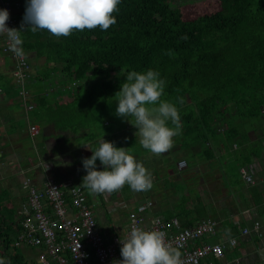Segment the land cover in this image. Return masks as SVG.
<instances>
[{"label": "trees", "instance_id": "trees-1", "mask_svg": "<svg viewBox=\"0 0 264 264\" xmlns=\"http://www.w3.org/2000/svg\"><path fill=\"white\" fill-rule=\"evenodd\" d=\"M19 1L17 29L26 8V0ZM205 1L215 8L200 10L199 3ZM118 8L113 14L117 23L107 31L85 29L59 38L47 30L22 32L27 59L42 57L48 65L43 79L57 75L61 86L57 92L70 97L53 105L47 104V96L38 98L35 119L46 116L56 127L70 129L63 134L69 141L81 137V143L92 145L68 148L69 153L64 151L55 159L60 151L41 141L45 137L40 130L37 158L65 163L64 177L72 176L75 182L87 173L82 161L74 158H90V150L102 138L116 147L130 148V154L142 161L141 152L150 151L140 148L136 154L132 147L139 139L130 128L124 132L128 120L115 114L114 96L129 71L152 69L165 80L162 99L176 105L182 123L181 134L174 137L178 143H174L180 150H189L191 159H212L213 148L245 142L249 138L246 125L263 129L264 0H199L177 6L169 0H121ZM5 86L15 87L8 80ZM96 164L98 170L103 169L99 160ZM76 165L83 167V174L74 169ZM119 193L138 198L128 185ZM196 207L191 210L181 204L176 215L185 220L183 224H191L196 218L192 213L203 211ZM2 208L0 198V257L21 229L20 216L16 214L15 219L13 210L2 212Z\"/></svg>", "mask_w": 264, "mask_h": 264}, {"label": "crops", "instance_id": "crops-1", "mask_svg": "<svg viewBox=\"0 0 264 264\" xmlns=\"http://www.w3.org/2000/svg\"><path fill=\"white\" fill-rule=\"evenodd\" d=\"M1 43L0 41L2 46ZM30 63L31 72L25 85L30 92V100L34 102L35 106L33 110L26 111L18 97L19 88L17 89L18 85L12 76L13 61L9 55L0 50V80L3 81L4 77H7L9 83L15 86L14 88H7L2 82L3 86L0 87V134H3V137L0 138V196H4L1 199L2 206L9 208L15 206V214L26 200V193L21 187V181L25 175L30 176L32 183L38 188L43 186L47 174L55 180L72 178V176L64 177L67 175L64 169L65 163L61 161L55 163L51 160L52 158H42L50 164L49 169L45 171L39 166L38 158L33 159L29 154H24V142L32 141L35 145L36 141H40V134H38L40 130L42 136L45 137L44 142L51 148L56 146V143L64 136L63 134L70 131L57 129L58 127L52 121L45 118L46 116L39 118L41 124L35 119L33 111L37 110L38 98L47 96V104L53 105L56 101H70V97L67 94L57 92L61 88L57 75L54 74L55 82L51 85L48 82L51 76H48V79H46L47 77L43 79V76L47 75L46 68L48 65L45 64L42 57L30 58ZM12 108L17 112L20 110L21 115H17ZM40 112L41 110L38 109L37 113L40 114ZM29 124L37 125L38 132L36 134L31 135ZM258 130V133H255L254 130H248L249 142L238 141L232 143L227 149L213 148L212 159L205 160L198 156L189 159L180 154L174 155V152L180 149L179 145L174 143V146L166 153L155 155L149 152L150 158H153L154 161L144 158L142 160V164L150 168L152 179H155L152 189L142 193L144 199L151 198L154 202L151 214L160 215L166 219L173 216L177 217L183 226L193 225L198 220L207 217L217 220L216 235L205 236L201 242L213 243L236 238V244L228 245L222 258L230 264H256L264 258V237H259L253 231L245 235L240 233L242 228H250L254 221H259L264 227V148L261 145L264 124L263 129L260 130L259 128ZM253 140H256L257 145L251 143ZM78 148L79 146L77 148L73 146L71 149L77 150ZM58 150L60 152L53 156L55 159H60L64 151H67L66 154L69 153L68 147H61ZM35 151L36 149L33 150L34 154ZM243 152L246 156L236 168L239 176L237 173L235 174L237 175L235 182L226 181L222 176L225 174L222 165L231 160H236L238 164L237 159ZM181 159L186 161V166L183 168L178 167V161ZM215 159H222L217 167L214 165ZM241 168L249 172L253 181L249 182L242 176ZM74 169L78 172L84 171L83 167L79 165L74 166ZM180 172H182L183 177L178 178ZM164 174H167L168 177H164ZM178 180L184 182L186 188H193L194 193L185 191L184 187L180 188V192L173 188L172 181L178 182ZM155 184L157 187L154 186ZM199 194L201 197L198 196ZM137 200L140 199L133 196L127 204L132 205ZM184 200L187 202L182 203ZM181 204H184L187 209L191 208V210H194L193 207L195 206H201L199 208H203V211L196 214L192 213L196 216L191 220L194 222L185 225L182 223L185 220L176 215V212L180 211L179 205ZM111 207L108 204L101 205L99 207L101 210H98L96 214L99 228L108 238L114 234H122L125 228V224L117 226L114 224L115 221H108L106 217L108 211L117 208H113V204ZM211 240L213 242H210ZM4 255L10 256L17 263L22 264H41V258L48 256L42 247L26 244L13 246L12 243ZM236 259H238L237 262Z\"/></svg>", "mask_w": 264, "mask_h": 264}, {"label": "clouds", "instance_id": "clouds-1", "mask_svg": "<svg viewBox=\"0 0 264 264\" xmlns=\"http://www.w3.org/2000/svg\"><path fill=\"white\" fill-rule=\"evenodd\" d=\"M121 0H26L21 28H9L10 14L0 9V35L9 41V50L18 59H26L23 31L47 30L51 35L68 37L74 31L99 28L107 31L117 23ZM165 80L158 71H129L121 88L115 93V114L125 118L138 131L139 144L155 155L166 153L174 146V137L181 134L182 123L176 105L162 99ZM182 103V100L180 101ZM130 148L116 147L114 142L101 139L90 158H83L86 175L80 186L91 194L114 193L128 185L135 192L153 187L152 174L135 157ZM97 160L103 170L97 169ZM122 259L115 264H182L180 251L166 242V233L132 226L127 237L118 241ZM0 264H10L0 258Z\"/></svg>", "mask_w": 264, "mask_h": 264}, {"label": "built area", "instance_id": "built-area-1", "mask_svg": "<svg viewBox=\"0 0 264 264\" xmlns=\"http://www.w3.org/2000/svg\"><path fill=\"white\" fill-rule=\"evenodd\" d=\"M20 8L19 0H0V9H7L10 14L7 21L9 28H17L16 14ZM0 39L2 51L13 61L12 76L19 88L18 97L25 110L30 111L33 109L34 102L30 100V92L25 85L31 72L29 60L27 57L18 59L9 50L6 34L0 35ZM29 132L31 135L36 134L37 125L29 124ZM261 145L264 148V134ZM38 164L45 171L50 166L40 157H38ZM185 166L184 159L178 161L179 168ZM241 174L247 181H253L246 169L241 168ZM80 185L72 178L55 180L48 174L45 175L41 188L36 187L28 175H25L21 181L26 200L17 211L21 229L17 235L16 244L42 247L48 256L41 258V264H115V261L122 259L120 254L122 245L118 241L120 238L127 237L132 226L166 233V242L180 251L182 264H230L222 258L225 248L236 244V238L213 243L201 242L205 236L216 235L217 220L207 217L193 225L183 226L177 217L166 219L160 215L151 214L154 206L151 198L137 200L134 204H129L130 206L124 201L115 202L113 208L119 207L120 204L127 205L129 208L123 233L114 234L108 238L99 228L86 190ZM250 231L259 237H264V227L259 221H254L250 228H242L240 233L245 235ZM256 264H264V258Z\"/></svg>", "mask_w": 264, "mask_h": 264}, {"label": "rangeland", "instance_id": "rangeland-1", "mask_svg": "<svg viewBox=\"0 0 264 264\" xmlns=\"http://www.w3.org/2000/svg\"><path fill=\"white\" fill-rule=\"evenodd\" d=\"M194 1H199V0H169V3L172 5V6H177V5H182V4H185V3H188V2H194ZM209 1H205V2H200L199 3V8H200V10H202V11H204V10H206V9H214L215 8V6L214 5H212V3H208ZM210 4H211V6H210ZM29 63H30V60H29ZM30 65H31V63H30ZM46 70H48L47 68H46ZM50 77V76H49ZM7 77H4V80L2 81V80H0V87L1 86H5V83L7 82V81H5V80H8V79H6ZM2 82H3V85H2ZM48 82H50V85L51 84H53L54 82H55V78H54V75H52L50 78H49V80H48ZM68 85H70L69 83H68ZM6 87V86H5ZM17 89H18V87H17ZM20 99V98H19ZM23 105V104H22ZM13 109V108H12ZM14 110V109H13ZM15 112H16V114L18 115H21V112H20V110H18V112L16 111V110H14ZM10 115V114H9ZM127 123H129V122H126L125 123V128H124V132H128V128H130L129 129V131L131 132V133H133L134 135H135V133L138 131V129H136L134 126H131L130 124H127ZM121 126H122V124H120ZM129 126H131V127H129ZM249 125H246V127H244L245 128V131H248V130H254L255 131V133H258V129L259 128H257V127H253V126H250V127H248ZM57 129H60V128H57ZM65 130L67 131V130H70L68 127L66 128L65 127ZM60 135V134H59ZM136 136V135H135ZM3 137V134H0V138H2ZM137 138L139 139V137L137 136ZM43 140V137L41 138V141ZM81 140H82V138L81 137H79L77 140H72V141H69L68 140V138H66V137H62V138H60V141L59 142H57L56 143V146L58 147V148H61V147H68L69 149L70 148H72L73 146L75 147V148H77V146H79V148H81V149H83L85 146H86V148L87 149H89V148H91L92 147V145H90V144H85V143H81ZM245 142H249V138L247 139V140H244ZM174 142H176V143H178V141H174ZM80 145H79V144ZM252 144H255V145H257V142H256V140H253L252 142H251ZM36 144H37V141H36ZM34 145V142H30V141H28V143L27 142H24V150H25V153L24 154H29V156L30 157H32L33 159H36L37 158V154H36V152H35V154L33 153V150H35V149H37V145ZM41 146H43V144L41 145ZM135 149L136 150V154H137V151L140 149V148H143L139 143H135V145L132 147V149ZM141 151V150H140ZM66 153V152H65ZM176 154H180V155H182V156H184V157H186V158H191V156H190V152H189V150H178L177 152H174V155H176ZM150 153L149 154H147L146 155V152H141V154L139 155V157L140 158H144V159H151L152 161H154V159L153 158H150ZM245 154H244V152L240 155V157L237 159L238 160V164H237V162H236V160H231V161H227L226 162V164L225 165H222L223 166V169H224V171H225V174H223L222 176H223V178L226 180V181H230L231 183L232 182H235V177H237V175L239 176V174L237 173V171H236V168H237V166L238 165H240L241 163H242V161H243V158H245ZM174 157V156H173ZM189 158V159H190ZM138 162H141L142 163V161L140 160V159H136ZM74 161H78L77 163H80L81 161H82V157H77V158H74ZM222 161V159H215V163H214V165H215V167H217L219 164H220V162ZM145 166V165H144ZM147 166V165H146ZM145 166V167H146ZM147 169H148V171L151 173V170H150V168L149 167H146ZM211 168V167H210ZM103 170V169H102ZM172 171H173V169H172ZM81 172V174H83L84 173V171L82 172V171H80ZM156 172V171H155ZM169 172H170V170H169ZM223 172V171H222ZM237 173V175H235ZM182 174V172H180V174H179V176H178V178H180V177H183V174ZM164 177H168V175L167 174H164ZM153 180H155V179H153ZM226 181H225V184H226ZM78 183L79 184H81L82 183V180H80V181H78ZM155 187H157V184H155L154 185ZM172 186H173V188H175L177 191H179L180 192V188H185V191H188L189 193H194V191H193V188H190V187H187L186 188V185H185V183L184 182H181L180 180H178V182L176 181H172ZM86 193H87V195H88V197H89V199H90V203H91V205H92V207H93V209H94V213H95V215L98 213V210H101V208H99V207H101V205H105V204H108V205H110V207H111V205L112 204H114L115 202H119V201H124V203H128L129 202V199H131V197H126L127 195L126 194H124V195H121L120 193H119V191L118 192H115V193H101V194H91L87 189H86ZM135 195H137V197L138 198H140L141 197V193L140 192H135L134 193ZM198 196H200V194L198 195ZM1 197V199L2 198H4V196H0ZM201 197V196H200ZM101 198H102V201L103 202H101L100 200H101ZM202 200H203V198H201ZM100 203H101V205H100ZM13 204V206H14V203H12ZM2 206V205H1ZM3 208V211L2 212H5L6 210L7 211H12L13 210V212H14V218H15V216H16V214H15V211H14V208H15V206H14V208H12V207H4V206H2ZM128 208H129V206H127V205H123V204H120L119 205V207H117V208H115V209H110L109 211H108V213H107V215H106V217H107V219H108V221H115V225H117V226H121L122 224L124 225L125 224V222H126V214H127V210H128ZM16 219V218H15ZM116 226V227H117ZM18 235V234H17ZM16 239H17V236H16V238L14 239V241H12L11 243H12V245L13 246H19V245H21V244H16ZM212 240H215V239H212ZM210 241V242H213V241ZM10 243V244H11ZM0 249H1V247H0ZM0 258H5L6 259V261H10V264H22V263H17L12 257H10V256H7V255H2Z\"/></svg>", "mask_w": 264, "mask_h": 264}]
</instances>
